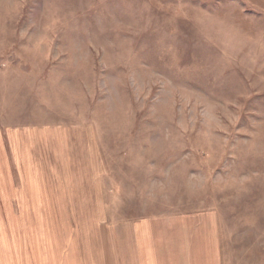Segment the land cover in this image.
<instances>
[{
	"label": "rangeland",
	"instance_id": "374dc122",
	"mask_svg": "<svg viewBox=\"0 0 264 264\" xmlns=\"http://www.w3.org/2000/svg\"><path fill=\"white\" fill-rule=\"evenodd\" d=\"M71 130L106 231L215 212L227 264H264V0H0V194Z\"/></svg>",
	"mask_w": 264,
	"mask_h": 264
},
{
	"label": "crops",
	"instance_id": "0c3cea01",
	"mask_svg": "<svg viewBox=\"0 0 264 264\" xmlns=\"http://www.w3.org/2000/svg\"><path fill=\"white\" fill-rule=\"evenodd\" d=\"M66 134L51 146L18 149L28 154L23 163L30 179L19 169V192L0 194V264H64L70 234L87 264H227L215 212L147 217L106 231L105 195L72 190L83 184L82 163L71 161L76 147L72 130Z\"/></svg>",
	"mask_w": 264,
	"mask_h": 264
}]
</instances>
